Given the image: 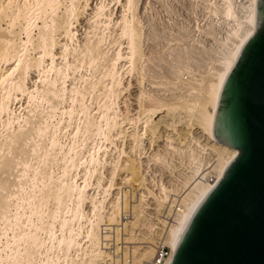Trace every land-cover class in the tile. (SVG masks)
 Wrapping results in <instances>:
<instances>
[{"label": "bare ground", "instance_id": "obj_1", "mask_svg": "<svg viewBox=\"0 0 264 264\" xmlns=\"http://www.w3.org/2000/svg\"><path fill=\"white\" fill-rule=\"evenodd\" d=\"M141 1L0 0V264H171L239 155L216 140L214 122L258 0H209L210 28L196 29L215 49L172 55L197 63L185 76L160 65L161 48L146 52ZM133 75L136 118L127 99L121 109ZM159 243L171 249L162 263Z\"/></svg>", "mask_w": 264, "mask_h": 264}, {"label": "water", "instance_id": "obj_2", "mask_svg": "<svg viewBox=\"0 0 264 264\" xmlns=\"http://www.w3.org/2000/svg\"><path fill=\"white\" fill-rule=\"evenodd\" d=\"M223 86L214 135L239 149L186 224L171 264H264V0Z\"/></svg>", "mask_w": 264, "mask_h": 264}, {"label": "rangeland", "instance_id": "obj_3", "mask_svg": "<svg viewBox=\"0 0 264 264\" xmlns=\"http://www.w3.org/2000/svg\"><path fill=\"white\" fill-rule=\"evenodd\" d=\"M93 1H94V3H92ZM208 1L209 0H147V1L142 0L140 3V7H139V13H141V16L143 17L144 22L146 24V29H145V34H146L145 37L146 38L144 37L145 43H146L145 49H147L146 52L148 53V50L151 48H153L155 51L158 52L157 48H159V49L161 48V51H162L161 55L162 56H160L161 57L160 65H162L163 67H165V66L167 67V65H166L167 62L169 64H172V65L176 64V62L170 63V62H172L171 60L173 58H174L173 60L175 61L176 55H178V54L186 55L187 51H185V50L187 49L190 51V48L195 47L197 44H198L197 47H200L201 49H203V51L205 49L208 50V51L205 50L206 54H204V56L206 57L210 52H212L211 50L215 49L214 41L206 38L204 36V33L199 35L200 33H198L196 28H197V26L202 28V29H204V28L207 29V27L210 28L211 23H210V20L207 19L209 17V12L206 10H208L207 6L208 5L210 6L211 2H215L216 0L215 1L211 0V2L210 1L208 2ZM91 4H93L92 6L94 7L96 4V0H91ZM209 6H208V8H209ZM89 10H91V8H89ZM87 15H89V14L87 13ZM208 20H209V22H207ZM208 24H210V25L208 26ZM148 25H150V26L152 25L151 28ZM78 28L80 30V35L82 36V31L84 32V29H83L84 27L82 28L79 25ZM190 30H191V32L194 31V32L190 33L194 39L191 38L192 36H189ZM195 32H197V33H195ZM186 33H188V35ZM185 34H186V37L182 38L183 36H185ZM197 34L199 36L203 35L202 39H200V37L198 38ZM177 36H178V38H177ZM195 37L197 39H195ZM179 39H181V40L185 39L186 42L180 41ZM173 40H174V42H173ZM153 43L155 45H158V46L154 47ZM147 45H150V47L152 45L153 46L150 48L149 46L147 47ZM189 45H191V46H189ZM184 47H185V50H183ZM211 48H213V49H211ZM163 49H164V51H163ZM154 50H152V49H151V51L149 50L150 53H148V55H151V53H155ZM182 50H183V52H182ZM157 52H156V54L158 56L159 52L158 53ZM172 55H175V57ZM186 64L180 65L181 67L183 66L182 70H180L181 68H180L179 64H176L178 66H176V65L172 66L171 65L172 68L170 66L169 68H171V69H169V70H174L176 72L181 71L182 73H184L183 70L185 69L184 71H186L188 69V71L194 70L195 73L197 74L196 70H197L198 66H195L197 63L195 64L193 62V64H192L189 61ZM203 66H202L203 68H201L202 71L207 70V68H206L207 66L206 65H203ZM188 71H186V73ZM186 73H184V76L186 75ZM29 77H30V79L32 77L35 80L38 77V73L37 72L35 73V70H32ZM136 79H137L136 75L126 77L125 83L127 84V87L129 86V84H130V86H129L128 90L124 91V93L122 94V99L124 101L121 103V109H123V108L125 109L124 102L127 99V101L129 102V105L131 107L130 108L131 113H132L131 115L134 116V118H136V114H137V110H138L137 95L139 93V86H138ZM150 81L147 80L146 81L147 83H145V85H144L148 91L156 93L162 89L160 86L158 87V85L151 84ZM187 85H188V82L184 83L183 86H185V87L180 88V90L184 91L186 88H188ZM179 92H182V91H179ZM170 93L171 92H168V93L162 92L161 94L169 95ZM162 114L166 116L165 113H161V114H159L158 118L159 117L161 118L163 116ZM160 115H162V116H160ZM115 141H116V143L120 144V139H115ZM128 141H129V139H125V142H128ZM157 146L158 145H156L155 147L157 148ZM111 148L114 149L115 147L112 146ZM112 155L115 156V153H113V154L111 153L110 156L107 157L110 159V161L112 159H114L112 157ZM110 168H111V166H108L105 169V171H106L105 177H107L110 174ZM118 180L120 183L123 181L122 177H120ZM105 183H106V181H105ZM118 192H119V190H115L114 194L116 195ZM110 199H111V197H109L108 201H110Z\"/></svg>", "mask_w": 264, "mask_h": 264}, {"label": "built area", "instance_id": "obj_4", "mask_svg": "<svg viewBox=\"0 0 264 264\" xmlns=\"http://www.w3.org/2000/svg\"><path fill=\"white\" fill-rule=\"evenodd\" d=\"M170 252H171L170 247H168L167 245H164L162 243H159L157 245V251H156V255H155L157 263L165 262V260L167 258H169Z\"/></svg>", "mask_w": 264, "mask_h": 264}]
</instances>
